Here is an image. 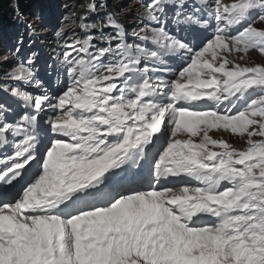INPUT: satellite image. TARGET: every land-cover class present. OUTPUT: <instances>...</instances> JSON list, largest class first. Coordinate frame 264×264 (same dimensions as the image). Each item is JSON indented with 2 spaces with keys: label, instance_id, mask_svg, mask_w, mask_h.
<instances>
[{
  "label": "snow or ice",
  "instance_id": "obj_1",
  "mask_svg": "<svg viewBox=\"0 0 264 264\" xmlns=\"http://www.w3.org/2000/svg\"><path fill=\"white\" fill-rule=\"evenodd\" d=\"M106 7L42 51L17 5L0 264H264V0Z\"/></svg>",
  "mask_w": 264,
  "mask_h": 264
},
{
  "label": "trees",
  "instance_id": "obj_2",
  "mask_svg": "<svg viewBox=\"0 0 264 264\" xmlns=\"http://www.w3.org/2000/svg\"><path fill=\"white\" fill-rule=\"evenodd\" d=\"M120 1L100 0L107 5L105 9L100 10V16H103L104 12L117 13V19L124 24L119 17ZM137 1L140 2V0ZM89 2L90 0H0V48L9 52V49L14 46L15 38L24 31L18 19L17 5L19 14L37 29L36 35L32 37L37 41L34 47L43 51L44 45L40 41L43 39L46 42H52L54 31L59 27L62 26L65 32H79L78 13L83 12ZM65 5H71V10ZM38 14L42 16V21L35 19ZM65 14H67V19H63ZM96 18L92 16V19ZM27 41L28 36L25 34V43Z\"/></svg>",
  "mask_w": 264,
  "mask_h": 264
},
{
  "label": "rangeland",
  "instance_id": "obj_3",
  "mask_svg": "<svg viewBox=\"0 0 264 264\" xmlns=\"http://www.w3.org/2000/svg\"><path fill=\"white\" fill-rule=\"evenodd\" d=\"M120 2L121 6L119 10V17L121 18V20L124 21L125 25L130 27L136 23V20L132 18L133 15H138L139 11H142V9L137 10L138 4L140 2H138L137 0H121ZM134 10H137V12L134 13ZM45 39L47 40L48 38ZM250 59L253 62H257L264 58L258 56L256 53H252ZM5 60L9 62H14L15 57L12 55V53L7 52V50L3 48H0V64H3ZM231 142L237 143V139L233 137L231 138Z\"/></svg>",
  "mask_w": 264,
  "mask_h": 264
}]
</instances>
